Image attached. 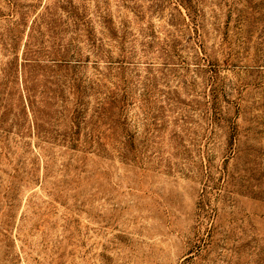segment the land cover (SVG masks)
I'll list each match as a JSON object with an SVG mask.
<instances>
[{
  "label": "rangeland",
  "instance_id": "374dc122",
  "mask_svg": "<svg viewBox=\"0 0 264 264\" xmlns=\"http://www.w3.org/2000/svg\"><path fill=\"white\" fill-rule=\"evenodd\" d=\"M0 264H264V0H0Z\"/></svg>",
  "mask_w": 264,
  "mask_h": 264
}]
</instances>
